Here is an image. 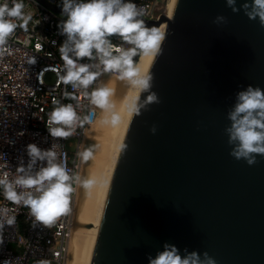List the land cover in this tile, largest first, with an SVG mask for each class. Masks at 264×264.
Returning <instances> with one entry per match:
<instances>
[{
	"label": "water",
	"instance_id": "obj_1",
	"mask_svg": "<svg viewBox=\"0 0 264 264\" xmlns=\"http://www.w3.org/2000/svg\"><path fill=\"white\" fill-rule=\"evenodd\" d=\"M165 18L163 54L147 70L161 103L129 118L88 264H149L165 243L217 264H264V156L237 161L225 133L236 94L264 90V28L226 0H173L170 17L142 19Z\"/></svg>",
	"mask_w": 264,
	"mask_h": 264
},
{
	"label": "clouds",
	"instance_id": "obj_2",
	"mask_svg": "<svg viewBox=\"0 0 264 264\" xmlns=\"http://www.w3.org/2000/svg\"><path fill=\"white\" fill-rule=\"evenodd\" d=\"M236 4L237 0H226V6L233 13L242 9L250 20L258 19L264 28V0H251L240 7ZM58 6L61 15L66 17L57 25L59 33L66 37L58 49L62 68L54 69L58 85L63 84L65 89L70 85L74 91H81L93 109L101 110V124L113 128L122 123V115L115 110L114 89L102 82L101 77L115 76L139 93H147L143 100L140 95L126 98L123 111L130 117L140 116L151 105L161 103L157 93L151 91L154 75L142 72L134 58L155 59L162 55L167 32L157 26H147L142 19L145 15L143 8L132 0H61ZM24 9V0H11V4L9 0H3L0 3V63L12 54L10 38L17 28L27 31L33 21L32 13ZM212 23L221 26L228 20L217 15ZM113 37L119 43H114ZM28 63L34 64L35 58L30 57ZM63 97L76 99L67 90ZM52 104L46 128L53 139L67 140L76 134L78 128L82 129L91 121L89 115L78 114V104H65L57 99H53ZM227 119L230 121V126L225 128L231 146L229 155L237 161H246L249 166L256 164V156H264V90L249 85L239 91ZM150 131L155 134L156 126L153 125ZM54 147L41 149L35 143H29L25 147L27 163L21 158L15 172L0 173V195L4 200L17 208H27L34 226L42 224L50 229L70 213L72 195L77 188L90 194L98 183L95 178L81 176L69 169ZM127 147V144L121 145V150L125 151ZM96 148L95 144L84 146L77 151V159L87 164L93 159ZM2 157L4 155L0 154ZM16 216L13 208L0 206V244L3 243L5 226L14 227ZM184 253L182 256L175 245L165 243L163 251L157 252L155 257L148 256V261L149 264H217L206 251L201 255L185 248ZM3 264L14 262L5 260ZM37 264L49 262L40 260Z\"/></svg>",
	"mask_w": 264,
	"mask_h": 264
},
{
	"label": "built area",
	"instance_id": "obj_3",
	"mask_svg": "<svg viewBox=\"0 0 264 264\" xmlns=\"http://www.w3.org/2000/svg\"><path fill=\"white\" fill-rule=\"evenodd\" d=\"M46 2L54 5L61 3L60 0H24V10L32 13L33 21L27 31L17 28L10 38L12 54L0 63V154L4 155L0 158V173L15 172L21 158L26 164L28 157L25 147L35 143L41 149L54 145V150L60 153L67 167L78 174L81 162L76 153L82 150L86 132L96 114L81 91H74L70 85L65 89L63 84H57L54 69L62 68L58 49L66 39L59 33L57 25L66 17L54 11ZM132 2L144 9L142 18L147 20H157L164 13L166 5V0ZM37 21L40 23L37 24ZM112 39L114 43H119L117 38ZM30 57L35 58L34 64L28 63ZM47 74L54 76L52 83L46 81ZM65 90L72 92L76 99H65ZM53 99L65 104H78V114L89 115L91 121L82 129L78 128L76 134L67 140L53 139L46 128ZM20 132L24 135H18ZM75 194L72 195L70 213L61 217L51 229L42 224L34 226L27 208H17L0 195V206L13 208L17 213L16 225L5 226L3 243L0 244V264L5 260H11L14 264H37L40 260H46L49 264H66Z\"/></svg>",
	"mask_w": 264,
	"mask_h": 264
},
{
	"label": "bare ground",
	"instance_id": "obj_4",
	"mask_svg": "<svg viewBox=\"0 0 264 264\" xmlns=\"http://www.w3.org/2000/svg\"><path fill=\"white\" fill-rule=\"evenodd\" d=\"M173 0L169 1L166 15L170 17ZM169 23L165 18L161 21L159 27L168 32ZM152 59L138 57V63L142 72H147ZM101 81L114 89L113 102L116 104V111L122 115V123L113 128L110 125L101 124V110L95 109L96 114L93 123L86 133L83 147L87 146V139L95 142V145L101 141L100 147L96 148L95 155L87 164H82L79 169V175L95 178L97 186L91 190V193H85L81 188H77L74 207L73 220L71 229V238L66 264H88L91 249L94 241L95 232L98 226L103 202L110 182L112 171L115 165L120 144L127 127L130 116L123 111V103L127 97L138 95V91L130 88L125 82L119 81L115 76H103ZM87 130V131H89ZM83 149V148H82ZM98 153H100L98 155ZM83 221H88L92 226L85 229ZM89 223V224H90Z\"/></svg>",
	"mask_w": 264,
	"mask_h": 264
},
{
	"label": "rangeland",
	"instance_id": "obj_5",
	"mask_svg": "<svg viewBox=\"0 0 264 264\" xmlns=\"http://www.w3.org/2000/svg\"><path fill=\"white\" fill-rule=\"evenodd\" d=\"M61 1V0H60ZM169 1L170 0H166V5H165V7H164V13H166V11L168 10V6H169ZM159 7H161V5L159 6ZM134 59H136L137 61H138V57H136V58H134ZM53 80H54V76L52 75V74H47L46 75V81L48 82V83H52L53 82ZM89 130V129H88ZM92 131V128L89 130V131H87L88 133H90ZM86 132V133H87ZM101 141L102 140H100L97 144V148L98 147H100V143H101ZM87 143H88V145H90V144H95V142H91V141H89L88 139H87ZM100 153H98V155H99ZM100 156V155H99ZM90 222H88V221H83L82 222V225H85V226H83L85 229H88V228H90L91 226H92V224L90 223Z\"/></svg>",
	"mask_w": 264,
	"mask_h": 264
}]
</instances>
